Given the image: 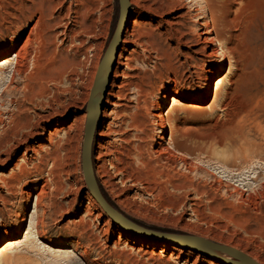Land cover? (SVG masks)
I'll use <instances>...</instances> for the list:
<instances>
[{"label": "bare ground", "instance_id": "1", "mask_svg": "<svg viewBox=\"0 0 264 264\" xmlns=\"http://www.w3.org/2000/svg\"><path fill=\"white\" fill-rule=\"evenodd\" d=\"M96 1L3 0L1 2L3 11H7V7L10 11H13L7 14L19 24L16 27L18 31L31 21L34 22L29 28L25 39L22 42H15L12 47L14 50L12 54L2 57L3 54L0 52V68H8L11 80L15 76H26V83L22 94L23 99L21 101H14L16 113L9 114L8 126L0 131V151L1 149H7L6 153H8L11 150L10 143L13 139H20L22 137V140H24L22 143H26L27 136L24 137L23 135L25 129L29 131V133L26 131L28 134H39L38 138L42 139V135L37 131L38 128H36L38 124H34L33 119L27 115L28 109H26V106L35 105L52 109L53 113H47V115L36 113V116H34L35 119L47 120L55 115V113H59L54 106H60L63 103L62 98L65 95L69 96L70 99H76L77 93L72 88L75 85V81L80 80L79 83L81 84L88 81L92 89L101 61V58L97 59L100 54L93 53L87 56L88 51L92 48L82 49L76 44H83L84 36L94 37L97 35V20L94 18V13L97 9ZM128 1L130 10L122 24L119 44L113 47L108 58L109 63L106 69L107 81L104 84L106 96L105 98L103 97L104 99L102 98L101 102L97 99L99 98L98 96L93 106L88 107L90 93L88 97L86 96L87 93H83L79 102L83 103L85 108V114L82 119L80 120V118L75 117L74 123L71 122L59 129L55 128L48 133V142L51 145V149L47 153V157L51 163L46 174L43 176L45 177L44 183L37 194L33 216L30 218L29 226L25 230L24 241L20 238L7 240L0 246V258L5 257L14 249L28 242V237L32 235V231L37 230V223L43 224L38 218L40 210H51L53 214L65 211V208L56 201L55 197L63 191L61 174H67L70 171L69 162L73 159V152L76 148L74 129L78 122L84 124L85 127L88 110H91V115L97 113L98 120V123L94 126L92 137V143L95 142L98 147V150H95V154L97 155L96 161L92 164L96 185L105 201L115 210L124 213L121 214L129 221L132 220L131 217L133 216L148 220L150 206L158 207L162 205L161 200L164 202L165 209L182 212L186 204L183 200L178 201V199H174L171 191H177L178 197H185V192L188 188H192L196 195L201 194L198 187H190V181L185 176L178 177L176 169L178 166H183L191 172L193 170L192 163L187 159L189 150L185 148L186 138L178 124L182 123V118L195 113H202L208 106L216 107L217 105L223 113H228L230 111L229 107L233 105L232 101L237 94L244 88L247 91L248 83L252 85L259 53L258 46H256L254 41L255 33L248 37V42L242 43L239 41L242 34L247 30L244 27V19L239 15L244 8L246 0H164L161 3L162 5H157L155 3L156 0ZM131 4L137 8V10L133 11L135 17L132 20H130ZM176 7L179 12L177 11L176 16L173 18V23L165 21L168 27L165 29L164 34L168 38H174L177 47L181 44L198 43V46L190 47V52L202 54L205 57V59H200L203 64L199 65V60L190 55L187 56V62H191L190 67L193 69L190 72L198 80L205 81L207 74L210 72L207 69V64L204 65L205 62L209 60L213 64L220 65L221 68L217 72V75L222 71H224V74L216 78L215 89H212L213 82L210 79L206 94L200 96L194 103L185 104L183 99L177 95L179 91L177 87L172 89V87L166 86L163 90L164 101L161 103L159 102L160 100L157 101L158 97L153 95L155 87L152 86L151 91H146L141 85L133 84L136 89L134 105L113 102V98L125 99L128 97L124 94V90L132 83L125 80L117 82L118 75L135 77L132 75L127 76L124 72L119 73L120 67L122 65L127 66L132 56L131 54L130 56H126L124 53L128 44L146 48V45L149 43L152 50L151 53L154 54V58L159 60V65L163 67L165 72L173 73L174 75L178 74V68L172 63V55L178 49L171 50L169 47L159 44L153 36L150 35L148 37V28L141 22L148 13L161 17V14L167 12L163 10L174 9ZM184 9L185 11H182ZM185 20L193 21L198 26L200 33H197L193 28H189V36L191 38H187L186 33L182 30L185 27ZM106 49L102 52V56L106 53ZM148 58L150 57L148 56ZM27 64L29 65L28 68ZM226 65L227 68H225ZM170 93L173 94L168 96ZM150 95L156 98V101L149 99ZM128 101H130V98L127 99ZM208 101H210V104L203 106ZM104 102L108 105H113L114 108L107 112ZM167 104H170L169 108ZM76 106L79 107V104ZM131 108H133V111L125 114ZM110 116H113L115 122L110 121L106 124L104 118L106 119ZM127 119L129 120L128 123L126 122ZM125 127L133 130L134 134H128ZM166 127H168V132L166 131ZM60 133L62 137L58 139ZM115 135L119 137L118 139L121 143L116 144L117 140L115 139H106ZM25 146V151L27 153L31 151L32 155H35L33 159L38 160V164L34 165L31 172L42 175L43 170L41 165H43L42 160L44 155L37 157L41 147L37 146L38 150L28 143ZM5 161L6 158H3L0 160V163H5ZM20 172L24 176L26 169L20 168ZM259 177L255 176L251 178L253 179V183L257 184V188L251 187L248 191L249 194L244 193L246 198H241V202L250 203L252 199L251 192L258 193L261 199L264 200V178ZM18 181L19 179L12 174L9 180L3 181L2 187L6 190H12L15 187V183L19 184L17 183ZM126 182H130L134 186L137 185L143 194L150 195L153 198L152 203L148 205V199L145 198H141L139 201L131 198H116V189L119 186L125 185ZM35 189L36 187L31 188V191H35ZM85 190L88 201L86 213L91 215V210L97 209L98 213H103L106 216V224L113 223L116 226V229L119 231L116 244L120 243L123 238L126 240L124 241L126 246H129V240L130 242L141 244L136 250V254H141V257L143 255L149 256L150 259L157 261L156 264H163L158 261L159 259L162 260L160 255L142 247L146 243L144 241H156L155 238L151 239L145 235H137L130 230L122 228L119 222L113 221L111 216L103 211L92 197L86 185ZM27 193V196L30 197V193ZM230 195V193H227L221 196V198H210V216L208 220H204L205 223H218L226 219L231 221L227 210V199ZM189 209L196 218V222H198L201 212L197 200L189 205ZM150 218H154L153 214H150ZM187 221L189 220L183 221L181 226L177 225L179 224V220L171 222L175 230L179 232L181 230L187 236L204 238L232 247L241 251L258 264H264V257L253 246H249L248 244L243 245L241 240L230 244L221 240V237L217 235H208V232H203L201 228L195 231L192 223ZM256 221L261 226L260 230L262 232L259 235L264 239V223L259 218H256ZM21 225L22 222H19L15 226L17 230H20ZM214 227L217 228V224ZM225 227L228 229L227 225ZM239 229L249 234L254 233L246 227L241 226ZM172 241L163 239L160 243H164L161 244L162 246L168 245L178 254L190 252L209 257L197 251V245L195 244H188L185 248L176 245V243L180 244L182 242L175 239ZM44 247L54 250L48 244H44ZM64 251L66 254L72 253L70 249ZM88 253L86 250L83 251L85 257ZM107 253L120 259L123 264H148V260L144 262L136 258L134 251L122 249L118 252L117 250H108ZM169 258L167 260H170ZM217 260L220 261L213 260L212 264H228L221 259Z\"/></svg>", "mask_w": 264, "mask_h": 264}, {"label": "rangeland", "instance_id": "2", "mask_svg": "<svg viewBox=\"0 0 264 264\" xmlns=\"http://www.w3.org/2000/svg\"><path fill=\"white\" fill-rule=\"evenodd\" d=\"M2 1L0 0V52L3 54L2 57H7L14 52L12 47L15 42H22L25 39L34 21L26 24L18 31L16 27L19 24L7 14L13 11H10L8 7L7 11H3ZM163 1L156 0L155 3L162 5ZM96 6L94 18L97 20V35L94 37L84 36V43L76 45L82 49L92 48L88 51L87 56L96 53L100 54L97 59H102V52L107 48L116 27L118 2L117 0H97ZM131 6L130 20L134 19L135 13L133 11L137 10L135 5L131 4ZM163 11L167 12L161 14V17L148 13L141 22L148 28V37L153 36L159 44L169 47L171 50L178 49L172 55V63L178 68V74L165 72L163 67L159 65V60L154 58V54L151 53L149 43L146 48L128 44L124 53L126 56H130V54L132 56L127 66L122 65L120 67L119 73L124 72L127 76L132 75L135 77L118 75L117 82L125 80L132 83L124 90V94L128 97L125 99L112 97L113 102L134 105L136 93L134 85L139 84L146 91H151L152 86L155 87L153 95L158 97L157 101L160 100L161 103L164 101V88L166 86L172 87V89L177 87L179 90L177 95L183 99L185 104H191L196 102L200 96L206 94L210 79L213 82L212 89H215L216 78L224 74V71H222L217 75L221 68L220 65L213 64L209 60L204 63V65L207 64V69L210 70L205 81H200L195 75L191 74L190 71L193 69L190 67L191 62H187V56L190 55L199 60V65L203 64L200 59H205V57L200 53L190 52V47L198 46L197 42H192L189 45L181 44L177 47L175 39L168 38L164 34L165 29L168 27L165 21L173 23V18L179 10L176 7ZM182 11H185V9ZM239 15L244 19V27L247 29L239 41L246 43L249 41L248 37L255 33L254 41L259 49L258 64L253 75L252 85L248 83V90L246 91L244 88L237 94L232 101L233 105L229 107L230 111L228 113H223L217 105L216 107L208 106L202 113H195L182 118V123L178 124L186 138L185 148L189 150L187 159L193 165L192 172L183 166H178L176 168L178 177L185 176L190 181V187H198L201 194L196 195L192 188H188L185 197H178L177 191H171L173 198L178 199V201L183 200L186 204L185 208L188 209L184 208L182 212L167 210L161 200L163 206H150V214H153L154 218H150V214H148V220L133 216L131 222L143 229L157 233L186 235L181 230L180 232L175 230L171 221L179 220L177 225L181 226L183 221L189 220L187 222L192 223L195 231L201 228L203 232H208V235H217L221 237V240L230 244L241 240L243 245L253 246L264 257V239L259 235L262 232L260 230L261 226L256 221V218H259L264 223V200L261 199L258 193L251 192V202H241V198H246L244 195L248 193L251 187L257 188V184L253 183L251 178L255 176L264 178V0H246ZM184 24L185 27L182 30L186 33L187 38H191L189 28H193L197 33H200L198 26L193 21L185 20ZM225 68H227V65ZM79 82L80 80L75 81V85L72 87L77 93L76 99H70L69 96L65 95L62 98L63 103L60 106H54L59 113H55L47 120L35 119L34 116H36V113L41 115L53 113L52 109L35 105L26 106V109H28L27 115L33 119L34 124H38L36 128L42 135V139L38 138L39 134H28L29 131L25 129L23 135L24 137L27 136L26 143H22L24 141L22 137L11 139V150L8 153H6L7 149H1L0 151V160L6 158L5 163H0V246L11 238H20L24 241L25 230L28 228L30 218L33 216L37 194L44 183L45 177L43 176L51 163L47 157V153L51 149L48 142V133L55 128L59 129L71 122L74 123L75 117L81 120L85 114L84 104L79 103L80 97L83 96V93H87L86 96L88 97L91 88L88 81H85L84 84ZM25 83L26 76H15L11 80L8 68H0V131L8 126L9 114L16 113L14 101L23 99L22 94ZM172 94L170 93L168 96ZM105 96L106 94H104V98ZM128 98H130V101L127 102ZM149 99L156 101V98L152 95L149 96ZM77 104L80 108L76 106ZM209 104L210 101L203 106ZM104 106H106L107 112L114 108L113 105H108L106 102H104ZM167 107L169 108L170 104H167ZM132 111L133 108L128 109L125 114ZM100 119L103 120L102 117ZM104 120L106 124L110 121L115 122L113 116L104 118ZM126 122L128 123L129 120L127 119ZM83 129L84 124L78 122L74 129L76 148L73 152V159L69 162L70 171L67 174H61L63 191L55 197L56 201L65 208V211L53 214L51 210H40L38 218L43 224L37 223V230L32 231V235L28 237V242L14 249L5 257L0 258V264H123L120 259L107 253L108 250L119 252L122 249L134 251V256L140 261L146 262L148 260V264H156L157 261L150 259L149 256L143 255L141 257V254H136V250L141 244L129 240V246H126L124 238L116 244L119 231L113 223H105L106 216L103 213H98L97 209L91 210V215L86 213L88 201L81 172L80 157ZM125 130L128 134H134V131L128 127H125ZM166 131L168 132V127H166ZM61 137L62 134L60 133L58 139H61ZM118 138L115 135L106 139H115L117 140L116 144H119L121 142ZM27 143L38 150L37 146L41 147L37 157L44 155L43 165H41L42 175L31 172L34 165L38 164V160L33 159L35 155H32L31 151H28V153L25 151ZM95 150H98V147L93 142L91 148L92 164L97 157ZM20 168L26 169L24 176L20 174ZM12 174L19 179L17 182L19 184L15 183L14 189L6 190L2 187L3 181L9 180ZM35 187V191H31V188ZM27 192L30 193V197L27 196ZM227 193L231 194L227 199V210L231 221L226 219L218 223H205L204 220H208L210 216V198H221ZM104 195L106 196L105 192ZM115 195L116 198H131L138 201L145 198L148 199V205L153 201L150 195L143 194L140 187L131 185L130 182L119 186ZM196 200L201 212L198 222H196V218L189 209V205ZM19 222H22V225L20 230H17L15 226ZM216 224L217 228L214 227ZM226 225L228 229L225 227ZM241 226L252 230L255 234H249L239 229ZM104 230L106 231L104 232ZM161 241L157 238L156 241L146 240L142 247L160 255L162 260L159 259L158 261L163 264H212L215 260L220 261L208 254L206 255L209 257L190 252L178 254L168 245L162 246L161 244L164 243H160ZM44 244L52 246L54 250L47 249ZM66 249L72 250V253L66 254L64 251ZM84 250L89 252L86 257L83 255ZM170 256L172 257L169 258ZM167 258L170 260H167Z\"/></svg>", "mask_w": 264, "mask_h": 264}, {"label": "water", "instance_id": "3", "mask_svg": "<svg viewBox=\"0 0 264 264\" xmlns=\"http://www.w3.org/2000/svg\"><path fill=\"white\" fill-rule=\"evenodd\" d=\"M118 2V17H117V23L116 28L113 32V35L109 41L108 47L106 49V53L103 55L98 69L96 73V77L94 79V83L92 85V89L90 92V96L88 99V107L93 106L94 101L96 98L99 100V102L102 101V98L104 97L106 87L105 82L107 81L106 77V69L109 63V55L112 52V49L114 46H118L119 40H120V32L122 28V24L124 23L129 10H130V4L128 0H117ZM97 122V113H94V115H91V110H88L87 112V120L84 127V133H83V140H82V147H81V171L83 174L84 182L91 193L92 197L96 200V202L100 205V207L103 209L105 213L111 216L113 221L119 222L121 224V227L130 230L131 232H134L137 235H145L151 238L155 239H161V240H178L179 242H182L180 244H177V246H183L187 247L188 244H195L197 245V251H200V253L208 254L211 256H214L217 259H221L228 264H258L254 260H252L250 257L245 255L239 250H236L232 247L222 245L216 242H212L210 240L199 238V237H193V236H187V235H177V234H166V233H157L152 230H146L143 229L133 222L129 221L124 215H122L119 211L115 210L112 206H110L105 199L103 198L102 194L100 193L96 181L94 178L93 168H92V158H91V148H92V137H93V130L94 126ZM133 230V231H132ZM174 242V241H172Z\"/></svg>", "mask_w": 264, "mask_h": 264}]
</instances>
